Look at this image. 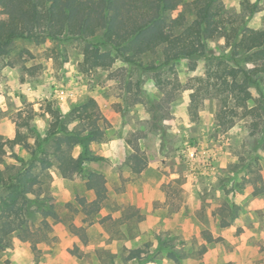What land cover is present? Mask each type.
Wrapping results in <instances>:
<instances>
[{
    "label": "rangeland",
    "instance_id": "374dc122",
    "mask_svg": "<svg viewBox=\"0 0 264 264\" xmlns=\"http://www.w3.org/2000/svg\"><path fill=\"white\" fill-rule=\"evenodd\" d=\"M220 1L223 23L264 29V0ZM210 48L215 56L232 53L224 40ZM84 49L72 39L18 40L8 56L0 55V134L13 139L17 122L33 117L45 138L50 106L68 115L95 99L109 125L91 146L103 158L92 166L107 180L108 200L89 218L81 200L91 203L95 193L82 177L65 179L52 158L56 165L42 173V199H55L60 220L50 219V229L41 232L36 213L35 240L15 236L11 248L0 250V264H264V120L257 119L254 133V117L237 116L201 93L198 108L191 107L205 60L195 71L187 61L149 72L120 60L88 71ZM253 94L259 99L255 88ZM22 132L35 150L38 136ZM136 146L149 161L140 175L129 161ZM82 151L78 147L76 156ZM17 156L33 160L32 151L18 147L1 169L20 168ZM5 194L0 187V201ZM226 222L230 226L223 227ZM137 249L147 258L128 261Z\"/></svg>",
    "mask_w": 264,
    "mask_h": 264
},
{
    "label": "trees",
    "instance_id": "16d2710c",
    "mask_svg": "<svg viewBox=\"0 0 264 264\" xmlns=\"http://www.w3.org/2000/svg\"><path fill=\"white\" fill-rule=\"evenodd\" d=\"M222 10L220 0H0V55L8 56L18 40L72 39L84 43L88 71L111 68L117 60L149 72L187 61L195 71L198 62L205 60L206 72L195 80L199 88L191 94V107L198 108L199 93L202 99L218 98L233 114L254 117L252 129L257 133L261 124L257 119L264 120V29L246 24L231 28L220 20ZM257 12L254 5L252 13ZM218 40L232 49L229 57L214 55L210 43ZM152 57L160 63H149L147 59ZM251 102L256 106H250ZM49 109L52 123L45 138L33 126V117L17 122L13 139L5 140L0 134V166L8 152L18 147L33 155L29 163L17 156L22 166L8 169V173L0 167V187L6 193L0 201V250L11 248L15 236L22 242L35 240L38 234L32 222L36 213L43 219L41 232L50 229V219L60 220L55 199H42V173L56 165L52 158L65 179L82 177L87 189L95 193V201L81 200L89 218L100 213L108 200L107 180L92 166L103 158L91 146L105 138L109 125L97 101L88 98L68 115L60 107ZM22 131L38 136L35 150L29 134ZM78 147L83 151L76 156ZM129 161L137 175L149 165L140 146ZM255 164L259 165L258 159ZM258 180L262 181L260 174ZM33 206H37L35 211ZM228 226L229 222L223 224ZM145 258L147 253L137 249L128 261Z\"/></svg>",
    "mask_w": 264,
    "mask_h": 264
},
{
    "label": "clouds",
    "instance_id": "9594fccd",
    "mask_svg": "<svg viewBox=\"0 0 264 264\" xmlns=\"http://www.w3.org/2000/svg\"><path fill=\"white\" fill-rule=\"evenodd\" d=\"M65 111H67V109H65ZM9 135H11V133H9Z\"/></svg>",
    "mask_w": 264,
    "mask_h": 264
},
{
    "label": "crops",
    "instance_id": "0c3cea01",
    "mask_svg": "<svg viewBox=\"0 0 264 264\" xmlns=\"http://www.w3.org/2000/svg\"><path fill=\"white\" fill-rule=\"evenodd\" d=\"M149 166V165H148ZM145 172V171H144Z\"/></svg>",
    "mask_w": 264,
    "mask_h": 264
}]
</instances>
